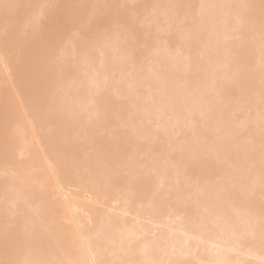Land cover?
I'll list each match as a JSON object with an SVG mask.
<instances>
[{"label": "bare ground", "instance_id": "1", "mask_svg": "<svg viewBox=\"0 0 264 264\" xmlns=\"http://www.w3.org/2000/svg\"><path fill=\"white\" fill-rule=\"evenodd\" d=\"M0 264H264V0H0Z\"/></svg>", "mask_w": 264, "mask_h": 264}, {"label": "rangeland", "instance_id": "2", "mask_svg": "<svg viewBox=\"0 0 264 264\" xmlns=\"http://www.w3.org/2000/svg\"><path fill=\"white\" fill-rule=\"evenodd\" d=\"M92 32H94V30H93ZM16 114H17V113H16Z\"/></svg>", "mask_w": 264, "mask_h": 264}]
</instances>
